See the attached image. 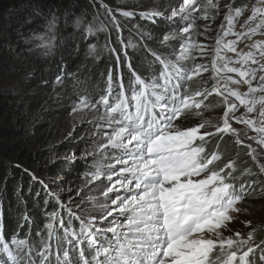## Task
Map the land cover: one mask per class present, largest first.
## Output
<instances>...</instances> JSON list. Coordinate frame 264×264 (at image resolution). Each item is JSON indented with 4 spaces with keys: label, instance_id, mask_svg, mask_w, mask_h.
<instances>
[{
    "label": "snow or ice",
    "instance_id": "snow-or-ice-1",
    "mask_svg": "<svg viewBox=\"0 0 264 264\" xmlns=\"http://www.w3.org/2000/svg\"><path fill=\"white\" fill-rule=\"evenodd\" d=\"M224 7L228 9L224 16L228 26L225 29L224 24L220 25L223 36L218 34L216 37L210 65L195 63L194 50L204 57L208 55V46L191 42L189 36L188 42L181 44L175 61L152 53L154 62L160 65L158 75L146 81L133 74L135 79L130 96L125 93L121 79L118 83L120 91L110 102L113 89L109 73L106 95L96 103L85 96H79L73 102V115L86 109L99 111L98 105L104 109L98 119L104 121L111 132L103 133L106 143L97 145L96 151L111 149L119 151L120 155L114 157L115 164L100 165L88 173L87 183L105 177L110 187L103 195L107 198L109 193H114L115 198L105 204L89 198L93 210L100 213L99 218L91 214L75 216L69 209V214L79 221L78 230L65 227L58 213H50L51 220H58V228L53 222L45 225L47 235L41 237L36 251L39 264H52V256L55 264H257V259L259 264H264V240L255 241L257 231L264 225L251 227V220L242 221L251 228L246 235L239 231L230 236L223 234L238 214L247 213V208L241 205L251 195L248 189L256 191L252 188L256 181L247 188L246 182L237 187L236 181L255 173L246 168L240 176L234 175L238 171L235 160H229L217 169L215 163L221 159L220 153L208 152L206 148L212 138L223 140L225 135H230L237 146L248 149L247 155L264 174V164L258 159V156L264 157V39L252 40L257 34L264 36V0H257L251 8V14L241 25L245 30L241 32L233 30L234 21L244 14L247 6L233 8L230 2ZM209 10H215L218 15L220 0H204L203 3L201 0H182L178 10H173L171 15L188 21V24L180 29V33L165 34L163 41L189 34L197 18L214 19ZM107 11L111 13V9ZM192 13L200 15L195 17ZM121 14L129 17L134 13L123 11ZM140 15L151 19L162 14L144 12ZM112 21L119 26L115 17ZM55 26L53 15L47 21V32H54ZM208 30L209 26L205 25V31ZM92 31L89 25L87 32L91 34ZM228 35L236 39L224 42L223 38ZM39 38L43 40L44 36ZM51 39L49 37L43 46L50 47ZM238 43H244L248 51H238ZM90 49L95 51V46L91 45ZM227 53L236 55L230 57ZM181 60H191L193 66L184 69L180 66ZM128 67L131 68L130 63ZM209 67L211 78L216 81L212 89L191 92L190 82L208 72ZM62 83V78L57 76L55 84ZM245 86L246 91H241ZM213 93L222 97L225 109L222 123L213 125L210 120L201 119L195 126H183V121L192 116L203 117V110L212 107L204 102ZM240 107L245 111L237 116L235 113ZM230 120L245 126L246 138L257 144L259 152L251 143L245 145L240 139V130L233 127ZM210 127L214 130L209 131ZM249 131L255 135H248ZM117 165L119 170L114 171ZM259 194L264 195V186L259 189ZM60 207L65 205L60 204ZM109 217L113 219L109 220ZM23 219L27 220V216ZM100 222H107L108 226L98 227ZM58 229L62 230V235L57 234ZM32 250L26 239L13 236L10 241L6 240L0 223V254L6 257L7 264H21L25 256L28 258L25 264H36ZM72 252L76 254L74 259ZM0 264H5V260L0 259Z\"/></svg>",
    "mask_w": 264,
    "mask_h": 264
},
{
    "label": "trees",
    "instance_id": "trees-1",
    "mask_svg": "<svg viewBox=\"0 0 264 264\" xmlns=\"http://www.w3.org/2000/svg\"><path fill=\"white\" fill-rule=\"evenodd\" d=\"M240 3H243V0L237 1V4ZM123 6H125L123 0H0V223L2 221L4 223L3 235L6 240L10 241L15 236L17 239L28 240L31 247L36 246L35 252L31 254L36 264H39L36 251L39 249L41 237L47 235L45 218L50 213H58L59 217L63 218L65 227L77 230L79 228V221L69 214L68 209L61 208L60 204L52 212L45 209L43 193L48 191L47 187L44 183L38 182L39 180L35 181L32 176L31 167L38 157H45L51 151H61L62 147L57 140L59 129L51 123V115L48 114L50 124L56 127L53 131L51 125L48 129L43 125H31L28 122L32 115H35L32 110L52 102L47 86L55 84L56 77L60 76L63 81L59 84L61 87L77 97L85 96L89 101H93L97 96L100 98L107 94L108 76L111 73L113 91L109 100L112 102L120 91L118 83L121 79L125 93L130 96L131 87L134 86L132 82L135 79L133 74L148 80L159 73L160 65L154 62L152 53L161 56L163 49L156 42L155 33L158 35L163 30L166 31L164 27H171L175 23L166 26L167 21L164 17L153 16L148 19L138 15V12H133L132 17L135 21L126 26L128 25L130 29L133 22L144 23L147 24L145 25L147 31L151 33L149 37H136L131 30L126 32L121 29V26H125L123 17L115 18L121 25L117 27L112 21L113 15L107 11ZM53 15L56 17V26L54 32L49 33L46 24ZM78 21L83 27L76 26ZM89 25L93 29L91 34L87 32ZM99 27L103 29L101 32ZM172 32L179 33L177 30L170 33ZM40 36L54 38L51 46L43 47L44 40L40 39ZM91 45L95 46V51L90 55L88 52ZM161 57L168 59L165 56ZM129 63L131 68L128 67ZM180 66L184 68L186 63L181 62ZM23 76L30 82L29 90H34L29 97L31 99V102H28L29 112L24 113L23 100L17 96L18 91L27 89L25 82H22L26 80L20 81ZM12 87L20 89L15 90ZM200 88L205 89L203 86L198 87L191 83L189 85L191 92ZM53 115L58 117L63 115L62 108L56 109ZM62 124L64 125V122ZM214 138L219 147L221 144L232 147L225 152L222 148L215 147L211 150L212 148L206 146L208 152L220 153L221 159L216 163H221L219 166H222L227 163L228 155L236 154L235 151L239 147L233 146V141H228L225 136L223 140L219 137ZM73 148L74 145H71L70 150ZM244 152L236 156L238 171L234 175L240 176L242 167H250L255 175L245 176L236 181V184L239 187L241 182H246L247 188L248 184L256 181L255 185L252 184L256 191L252 192L250 188L251 195L247 197L259 198L261 195L258 189L263 185L264 178L257 176L258 169L252 166L249 159L244 160V165L238 164L244 159ZM67 160L68 158L61 163V170L56 168V171H61L60 176L69 182L71 176L78 172L76 170L78 167L67 163ZM80 175L78 173L75 177H83ZM75 212L76 208L72 207L71 213ZM25 215L27 220L23 219ZM52 222L58 228V220ZM57 234L62 235V230L58 229ZM255 240L258 242L264 240V232L256 233ZM85 254H88L87 250ZM71 255L74 259L76 254L72 252ZM1 259L7 264L6 257L2 254ZM27 259L25 256L21 264H25ZM50 259L52 264H55L54 256Z\"/></svg>",
    "mask_w": 264,
    "mask_h": 264
},
{
    "label": "rangeland",
    "instance_id": "rangeland-1",
    "mask_svg": "<svg viewBox=\"0 0 264 264\" xmlns=\"http://www.w3.org/2000/svg\"><path fill=\"white\" fill-rule=\"evenodd\" d=\"M125 3V6L121 8H117L114 10H111V14L115 18H124L125 20V26L126 24H130L132 21H135V18L132 16L126 17L122 15L121 13L123 11H129V12H138V15L144 12H159L162 15H159V17L166 18V26L174 22L175 24L171 27H164L166 31L163 30V32L155 33L156 42L159 44V47L163 49V55L170 60L175 61L176 56L179 53L181 44H186L188 42V37L190 36L191 42L193 43H200L207 45L206 51L208 52V55L204 57H200L198 55V51L194 50L193 54L196 55L195 63L200 64H206L210 65L212 55H213V49L215 47L216 43V37L217 35L223 36V32L220 28L221 24H224L225 29H227V22L224 20L225 13L228 11L227 8L224 7L225 4L232 3L233 8H244L247 6V9L244 11V14L240 17H236L234 21V31L235 32H241L245 29L241 28V25L244 23V21L247 19V17L251 14L250 10L251 8L257 4V0H243V3L237 4L238 0H220V11L217 15L215 10H209L210 16H214V19H209L207 21L203 19L197 18L195 20V26L193 29L190 30L189 34H180L177 36L176 40H170L168 42L163 41V36L165 34L170 33L173 30H177L180 33V29L182 27L187 26L188 21H183L180 19V17H173L171 15L173 10H178L180 3L182 0H123ZM204 0H201V3H203ZM147 6H153L149 9H144L143 7ZM121 14V15H118ZM200 13H192V16L199 17ZM142 17V16H141ZM158 17V16H154ZM149 21L148 19H146ZM127 21V22H126ZM178 23V25H177ZM144 24V23H143ZM141 24L140 22H133L130 29L129 26H121L119 23V26H121L122 30H125L126 32L128 30H131L134 32L136 37L141 36H150V32L147 31V28L145 25L147 24ZM143 25V26H141ZM205 25H208L210 30L205 31ZM76 26L83 27V24L78 21ZM109 26L111 27V22L109 23ZM101 32L103 29L101 27L98 28ZM202 33V34H201ZM154 35V34H153ZM51 36L45 37L44 43L48 40V38ZM154 37V36H153ZM94 38V37H93ZM54 38L51 39L53 41ZM224 42H227L228 40H234L236 39L233 35H228L223 38ZM257 39H264V36H261L257 34L256 36L252 37V40ZM91 41V40H90ZM76 45V44H75ZM44 47V46H43ZM53 47V46H52ZM76 47H78L76 45ZM243 49L244 51L248 50L245 48L244 43H238L237 50ZM92 52L89 50L88 53L90 55ZM224 54V53H222ZM230 57H235V53H227ZM186 63L185 69H190L193 66V61L191 60H181L179 63ZM151 77H149L150 79ZM26 80L25 76L21 77V80ZM147 81V80H146ZM25 82L27 85V89L20 90L17 93V96L22 98L23 100V109L22 113L25 111H28V108H30V105H28V102L31 100L29 97H31L34 90H29L31 85L28 80L22 81ZM191 84L197 85L198 87L203 86L205 89L211 90L213 85L216 83L214 79L211 78V68L209 67L208 72H203L200 77H196L193 79V81L190 82ZM255 83V82H254ZM233 87H236L233 85ZM15 90H19L20 88L12 87ZM200 90H203L200 88ZM241 91H246V86L242 87L240 89ZM47 92L49 95V98L52 102L49 104H44L41 107L36 108V110H32V113L35 115H32V117L28 120L31 125L39 124L43 125L45 127L50 128V121L51 123H54L57 127V132H59L58 135V143L59 145H62L61 151H51V153H47L45 157H38L33 167H31L32 176L35 177V181L42 182L46 185V193H43V202L45 209L52 212L58 204L65 205L66 209H72V207L76 208L75 215H80L83 217L86 214L95 215L99 218L100 213L98 211L93 210L92 202L89 200V198H94L96 203L98 204H105L110 202L111 199L115 198L114 193H109L108 197L106 198L103 195V192L106 191L108 187H110V182L105 178L102 177L100 180L94 181L90 184L87 183V179L90 177L87 176L88 173H92L96 170L97 166L100 165H113L115 164L114 157L119 156L120 152L106 149L104 152H97L96 146L101 143H106V139L103 138V133L105 131L111 132V129L107 127L104 121H101L98 119V117L103 113L104 109L98 105L99 111H89L84 110V112L73 115L71 114V108L73 105V102L78 99L76 95H73L70 91L65 90L61 85L53 84L51 86H47ZM100 98L98 96L91 101L92 103H96ZM233 99L234 98H230ZM214 100V101H212ZM31 102V101H30ZM206 105H211L212 107L210 109L203 110V117H196L192 116L190 119H187L183 121V126L185 127H192L197 125L199 122H201V119L210 120L211 124L216 125L218 123H222L221 117L223 116L224 112V105L222 104V97L216 95L213 93L212 95L208 96L207 100L204 102ZM32 107V106H31ZM62 108V114L60 117L57 115H53L56 109ZM55 109V110H54ZM31 111V110H30ZM245 109L243 107H240L239 110L235 113L237 116L241 115ZM50 112V113H48ZM51 115V119L50 116ZM68 114V116L66 115ZM254 115V114H253ZM58 117V118H57ZM50 119V121H49ZM64 122V125L62 124ZM195 123V124H194ZM230 123H232V126L235 128H238L240 130V139L244 140L245 145L248 143H251L253 148H257V144L254 141L248 140L245 136V126L241 124H237L235 121L230 120ZM100 125H103V127H99ZM54 125H51V131L54 130ZM55 127V128H56ZM209 131H213V128H208ZM203 131V130H202ZM248 135H255L254 132L249 131ZM225 137L228 138V141H233V146H237L234 143V138L230 135H225ZM71 145H74V148L70 150ZM217 145L216 138H212L211 142L207 145L211 150H214ZM47 147V144H45ZM237 151H235L236 154H233L226 158L229 160H235L236 162V156L240 155L242 152H244V159L240 161V165H244L245 159H249L252 163V166L256 169H258L259 175L261 178H264V174H261L259 171V168L254 162L248 153V149L241 145L237 146ZM219 148H222L225 152L226 150L229 151L232 147H228L225 144H221ZM257 151L259 152V149L257 148ZM88 153H94L93 155H87ZM35 156V155H34ZM72 157H75L73 159ZM68 158L66 161L67 163H72L73 166L78 167L76 170L78 172H75L76 175L79 173L80 176L83 177H75L76 175L71 176V181H67L66 178L60 176L61 171H56L57 169L61 170V163ZM259 162L261 164H264V157H259ZM245 160V161H244ZM227 161V162H228ZM221 163L217 164L215 163V167L217 169L223 167L219 166ZM237 164V163H236ZM256 166V167H255ZM119 165L116 166L114 171L119 170ZM55 168V169H54ZM90 170H86V169ZM250 168V167H242L241 171L243 172L244 169ZM253 168V169H254ZM41 169V171H40ZM87 171L86 173L84 172ZM91 171V172H90ZM107 172V169H106ZM249 177V176H247ZM80 178V179H79ZM243 178V177H241ZM116 177H113V182L115 181ZM86 185V186H85ZM255 185V184H253ZM252 185V186H253ZM17 186L18 183H17ZM264 186H260V188ZM259 188V189H260ZM81 189H83L81 191ZM256 189V188H255ZM258 189V192H259ZM250 191V188H249ZM54 194V195H52ZM123 194V192H121ZM52 197V198H51ZM70 198V199H66ZM51 199V200H50ZM63 199V200H62ZM50 200V201H49ZM67 200V201H66ZM52 201V202H51ZM53 201H59L53 202ZM51 202V205L49 204ZM241 207L247 208V213H240L238 214V218L231 222L229 224V230L224 231V236H230L233 235L234 232L239 231L242 235H246L248 231L251 230L250 227H246L242 221H252L251 227H256L257 225H264V195H261V197L257 198H248L246 197L243 201ZM116 215L115 213L113 214ZM46 224L49 222H52L50 215L47 216ZM113 219V217H109V220ZM122 219V218H121ZM98 227H107V222H100L97 225ZM264 232V228H261L258 232ZM47 234V229H46ZM256 243H259L257 240H255ZM35 245H32V252H35ZM1 259V256H0Z\"/></svg>",
    "mask_w": 264,
    "mask_h": 264
},
{
    "label": "bare ground",
    "instance_id": "bare-ground-1",
    "mask_svg": "<svg viewBox=\"0 0 264 264\" xmlns=\"http://www.w3.org/2000/svg\"><path fill=\"white\" fill-rule=\"evenodd\" d=\"M246 51H248V50H246ZM2 225H4L3 221H2Z\"/></svg>",
    "mask_w": 264,
    "mask_h": 264
}]
</instances>
